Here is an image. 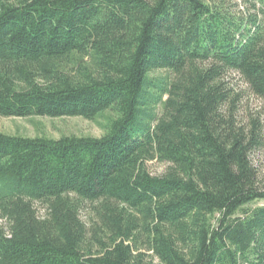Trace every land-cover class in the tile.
<instances>
[{
    "label": "trees",
    "instance_id": "obj_1",
    "mask_svg": "<svg viewBox=\"0 0 264 264\" xmlns=\"http://www.w3.org/2000/svg\"><path fill=\"white\" fill-rule=\"evenodd\" d=\"M238 1L0 0V116L104 120L0 132V264H264V124L225 82L264 103V0Z\"/></svg>",
    "mask_w": 264,
    "mask_h": 264
},
{
    "label": "rangeland",
    "instance_id": "obj_2",
    "mask_svg": "<svg viewBox=\"0 0 264 264\" xmlns=\"http://www.w3.org/2000/svg\"><path fill=\"white\" fill-rule=\"evenodd\" d=\"M238 3V0H231ZM226 85L231 89V95H238L236 102L237 118L240 121L248 122L251 118H258L264 124V103L255 97L247 88L246 84L236 73L230 72L225 78ZM102 118L87 120L81 117H47V116H26V117H3L0 116V132L8 134H20L25 136L44 135L58 138L61 135H91L100 136L103 129L100 123ZM253 162L258 167L259 176L264 179V153L257 152L253 156ZM166 163L156 160L148 161L146 167L153 175L162 174ZM264 204V200L255 203ZM42 212V205H35ZM85 217V216H84ZM5 224L4 221H1Z\"/></svg>",
    "mask_w": 264,
    "mask_h": 264
}]
</instances>
